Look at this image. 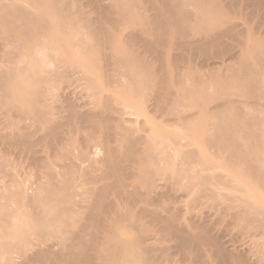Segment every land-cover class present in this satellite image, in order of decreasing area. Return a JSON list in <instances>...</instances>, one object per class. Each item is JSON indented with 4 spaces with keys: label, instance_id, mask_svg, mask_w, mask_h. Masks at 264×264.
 Segmentation results:
<instances>
[{
    "label": "bare ground",
    "instance_id": "bare-ground-1",
    "mask_svg": "<svg viewBox=\"0 0 264 264\" xmlns=\"http://www.w3.org/2000/svg\"><path fill=\"white\" fill-rule=\"evenodd\" d=\"M0 32V264H264V0H0Z\"/></svg>",
    "mask_w": 264,
    "mask_h": 264
},
{
    "label": "rangeland",
    "instance_id": "rangeland-1",
    "mask_svg": "<svg viewBox=\"0 0 264 264\" xmlns=\"http://www.w3.org/2000/svg\"><path fill=\"white\" fill-rule=\"evenodd\" d=\"M20 4L28 6L26 3H24V1L20 2ZM61 5H62L61 3H60V4L57 3L56 6H57L58 8H61V7H62ZM31 9H32V11L34 10L32 7H30V10H31ZM63 28H64V27H63ZM63 28H60V30L62 29L63 31H62V30H61V32H60V30L58 31V33L61 34V36H63L64 33L67 32V28H65V29H66L65 32H64V29H63ZM2 35H4V34H3L2 32H0V36H2ZM64 36H65V35H64ZM200 59H201V58H198V61H197V59H196V63H197V64H199V62H201ZM66 83H67V82H66ZM63 84H65V83H63ZM63 84H61V85H63ZM74 84H75V83H74ZM61 85H60V88H61L60 91H61V90L63 91L65 88L62 89L63 86L61 87ZM66 85H67V84H66ZM66 85H64V87L67 88ZM74 87H75V86L72 85L70 88L73 89ZM77 87H78V86H77V84H76V87L73 89V90L76 89V90H75L76 92H77V90H79ZM58 88H59V87H58ZM79 88H80V87H79ZM69 90H70V91H73V90H71V89H69ZM81 90H83V92H82ZM57 91H58V90H55V93H56V94H57ZM75 91H73V92L75 93ZM80 91H81V92H80ZM84 91L86 92V90L80 88L79 92H77V93H76V96H74V98H75V97H78V98H77L78 100H77V99H74V100H75V101H78L79 104L82 103V105L84 104V103H83L84 100H85V103H87L86 100H88V98H89L87 95H85V94H87V93H85ZM73 92H72V93H73ZM61 93H62V92H60V93L58 92L57 96H59V94H61ZM78 93H79V95H80V93H81L82 96H81V97L78 96ZM84 93H85V94H84ZM83 94H84V96H83ZM61 95H62V94H61ZM74 95H75V94H74ZM25 97H26V96H25ZM27 97L29 98L30 96L28 95ZM27 97H26V98H27ZM82 97H83V98H82ZM84 97H86V98H84ZM79 98H81L82 100L84 99V100H83V101H82V100L79 101V100H80ZM89 99H90V98H89ZM78 102H77V103H78ZM80 102H81V103H80ZM88 102H89V101H88ZM12 110H13V111H12V112H13V115H12V116H11V113H9V112L11 111V109L9 110V112L7 111V114H8V115L10 114L9 117H10V116L13 117L14 114L17 115L16 111H15L14 109H12ZM139 112L142 113V111H139ZM8 115H7V116H8ZM16 115H15V116H16ZM1 117H2V116H1ZM204 120H206V118H203V121H204ZM86 132H89V131L86 130ZM97 146H98V145H97ZM97 146L95 145V147H97ZM98 147L100 148V146H98ZM99 148H98V149L96 148L98 152L101 150V149L99 150ZM191 148H193V147H191ZM205 148H206V147H205L204 145H202V148H201V146H200V149H202V150H206ZM100 152H102V151H100ZM14 157H15V158H14ZM16 157H17V156H11V155H10V157H8V159H10L9 161H11V162H14V161H15L14 163H15V165L17 166L16 169H15V165H14V163H12V164H13L15 170L18 169V172H19V175H20L19 178L22 179V180H24L25 178H26V179H28V178L30 179V178L32 177L31 174L33 173L34 169H33V170L31 169V168H33L32 166H31L30 169H29L28 166H30V165H27V163L29 162V159H28V160H27V158H24V159H23V157H21V158L19 159V156H18V158H16ZM25 159H26V160H25ZM17 160H18V161H17ZM220 160H221V159H214L213 161H214L216 164H218L219 166H221L223 163H222V160H221V161H220ZM27 161H28V162H27ZM23 162H24V163H23ZM26 162H27V163H26ZM17 164H18V165H17ZM221 167H222L221 171H223V172L226 171V173H231L232 176H235V175L230 171V169L225 168L223 165H222ZM31 170H32V172H31ZM32 175H33V174H32ZM193 181H194V180H193ZM245 188L248 189L247 186H246ZM248 190H249V189H248ZM250 190L252 191V195H255V192H258V190H256V189H250ZM253 192H254V193H253ZM179 193H181V195L184 194L183 192H179ZM182 200H183V202H181V201H180V202L183 203L184 206H183L182 204H180L179 202H178L179 204L177 203L176 205H179L180 207H182V208H181V213L183 212L182 214L185 213L186 215L188 214V216H190L189 213L192 214L191 210H193V208H192L190 205H188V204H187V206H185L186 203H187L186 201H187L188 199L185 200V199L183 198ZM184 200H185V201H184ZM256 204H258V205H262L261 200H257V201H256ZM176 205H175V206H176ZM179 206H177V207H179ZM180 207H179V208H180ZM188 207H189V208H188ZM182 209H183V210H182ZM205 210H206V209H205ZM207 210H209V209H207ZM207 210H206V211H207ZM189 211H190V212H189ZM195 211H197V210H195ZM195 211H194V213H195ZM198 211H199V213H200V210H198ZM198 211H197V214H198ZM186 212H187V213H186ZM186 215H185V216H186ZM198 215L200 216L201 214H198ZM185 216H184V217H185ZM188 216H186V217H188ZM182 217H183V215H182ZM222 228H224V227H222ZM224 233H225V234H224ZM224 233H223V235H221V236H224V237L226 238V239L223 238V241H224V240H228L229 238H231V240H230L231 243L235 245V246H234V245L232 246V244L229 242V244H230V246L228 245L229 248L225 247V248H227L228 250H229L230 248H231V250H232L234 247L237 248L239 245H240V248H242V249H243V247H246V246H244L243 243H242L243 247H241V243H238V242H237V239H234V236H232V235H233L232 233H231V234H228V233H227L228 235L226 234V232H224ZM226 235H227V237H226ZM229 236H231V237H229ZM232 240H234V243H233ZM228 241H229V240H228ZM235 242H236V244L238 243L239 245L236 246ZM171 243H172V244H171ZM173 243H174V244H173ZM168 244H169V245H168ZM176 244H177V243H176V240H175L174 238H170L168 241L164 242L163 244H160V245L158 244L159 247H164V246H165L166 248H167V247L171 248V250L169 251V252L171 253V254L169 253V255H170L171 257H170V256H169V257L171 258V261H173L174 263L180 261V260H181V257L183 256V254L181 253V250L177 247L178 244H177V245H176ZM165 247H164V248H165ZM232 247H233V248H232ZM236 248H234V250H235ZM240 248H238L239 250L236 249L235 251H234V250H232V251H234V252H236V253H237L238 251L240 252ZM242 249H241V250H242ZM231 250H230V251H231ZM172 252H173V253H172ZM178 253H179V254H178ZM158 255L160 256V253L157 254V258L159 257ZM173 255H174V256H173ZM179 256H180V257H179ZM176 257H177V258H176ZM159 258H162V256H160ZM159 258H158V259H159ZM179 259H180V260H179ZM252 259H253V258H250L249 261H252ZM253 260H255V259H253ZM262 261L264 262V259H262ZM260 263H261V262H260ZM260 263H259V264H260ZM176 264H177V263H176ZM261 264H263V263H261Z\"/></svg>",
    "mask_w": 264,
    "mask_h": 264
}]
</instances>
